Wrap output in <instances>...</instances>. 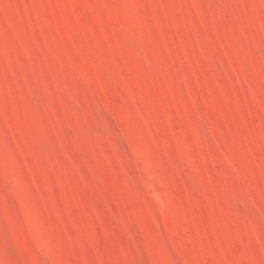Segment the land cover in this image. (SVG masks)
Instances as JSON below:
<instances>
[{"label": "rangeland", "instance_id": "obj_1", "mask_svg": "<svg viewBox=\"0 0 264 264\" xmlns=\"http://www.w3.org/2000/svg\"><path fill=\"white\" fill-rule=\"evenodd\" d=\"M0 264H264V0H0Z\"/></svg>", "mask_w": 264, "mask_h": 264}]
</instances>
